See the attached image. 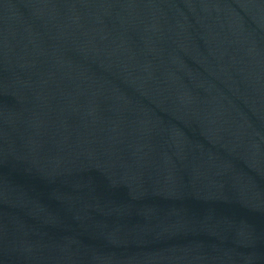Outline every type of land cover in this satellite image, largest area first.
Returning <instances> with one entry per match:
<instances>
[{"label":"water","instance_id":"water-1","mask_svg":"<svg viewBox=\"0 0 264 264\" xmlns=\"http://www.w3.org/2000/svg\"><path fill=\"white\" fill-rule=\"evenodd\" d=\"M0 264H264V0H0Z\"/></svg>","mask_w":264,"mask_h":264}]
</instances>
